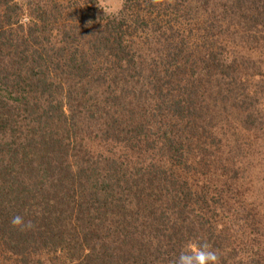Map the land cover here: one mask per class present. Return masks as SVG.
Segmentation results:
<instances>
[{"label":"trees","instance_id":"1","mask_svg":"<svg viewBox=\"0 0 264 264\" xmlns=\"http://www.w3.org/2000/svg\"><path fill=\"white\" fill-rule=\"evenodd\" d=\"M133 3L113 15L99 0H0L2 261L177 264L189 244H206L223 264L226 249L243 251L244 230L260 233L225 226L254 209H232L241 171L222 163L258 158L250 134L232 140L238 124L224 121L232 102L251 123L258 88L213 90L216 53L207 80L189 73L187 0H165L164 15ZM203 5L224 9L221 26L230 14L264 27V0ZM17 215L31 227H14Z\"/></svg>","mask_w":264,"mask_h":264},{"label":"rangeland","instance_id":"2","mask_svg":"<svg viewBox=\"0 0 264 264\" xmlns=\"http://www.w3.org/2000/svg\"><path fill=\"white\" fill-rule=\"evenodd\" d=\"M16 1L24 4L26 0ZM124 1L99 0V3L106 13L115 15L122 9ZM187 1L191 4V9L189 10L191 16L187 23H189L194 32L192 38H189L190 41L188 40L190 47L187 50L193 54L191 57L194 58L191 66L189 63V73L195 74L198 72V77L201 75L202 78L206 79L205 66L209 62L210 54L216 53L217 59L220 62V72L216 74L215 79L219 81V87L213 90H218L221 87L225 88L227 85L235 87V89L237 88L236 93H238V89L249 91L250 89L258 88L255 91V98H258L254 105L255 111L251 110V112H255L251 123H247L239 115L241 113H236L238 107H232V102L225 105L229 119H224V121H229L235 118L238 124L237 133L233 135L232 140L242 141L247 133L250 134L251 138H253L255 153H258V158H255L256 156L252 154V157H249V159H252L253 164L247 161V164H249L247 167H244L243 163L233 165V162H230L228 157H225L226 162L222 163L225 165L226 172L230 176L233 175L235 170L241 171L236 181L238 186L243 185L240 190L242 202L237 203L236 207L233 206L232 209L235 208L238 213H241L242 209L247 211L251 208L254 209V215L251 214L246 217L247 219L243 220L242 225L236 222L238 218H225V226L239 231L242 228L241 226L257 224L260 233H251L249 230H244L240 234L245 239L243 251H239L238 255H232V252H228V249H226L227 251L223 254L225 261L222 262L223 264H264V88L262 89L260 85L259 89L257 86V82L260 81L258 78H261V83H264V27L262 24L253 26L252 20L249 24L246 22L239 24L237 16L232 15L234 17L232 18L230 14L227 15L223 26H221L218 21L222 19L220 18L224 12L222 7L219 8L216 5L204 6L203 3L206 0ZM134 5L137 11L144 9L150 11L153 6V9L156 12H160L161 15L165 14L167 6L165 0H137V3ZM200 6L203 8L196 9V7ZM24 20H29V17L25 15ZM208 36L210 43H205L204 40H207ZM195 59H197V62ZM195 62L196 64H194ZM185 84L187 83L184 82L180 87L184 88ZM252 85L254 86L252 87ZM256 110L261 113L257 114ZM250 140L252 141V139ZM234 144V146L232 145L233 148L231 146L232 150L237 154L234 156V159L236 161L243 159V146ZM232 202L234 203L235 201ZM260 221H262V224L259 223ZM245 254L252 257L251 259L254 258L253 261L249 259V262L243 258L242 256ZM10 256L11 254L7 256L8 258L5 261L0 259V264H14Z\"/></svg>","mask_w":264,"mask_h":264},{"label":"clouds","instance_id":"3","mask_svg":"<svg viewBox=\"0 0 264 264\" xmlns=\"http://www.w3.org/2000/svg\"><path fill=\"white\" fill-rule=\"evenodd\" d=\"M11 224L18 228L31 227L22 216H14ZM177 264H219V256L216 251L209 250L208 245L189 244L186 251L181 252Z\"/></svg>","mask_w":264,"mask_h":264}]
</instances>
